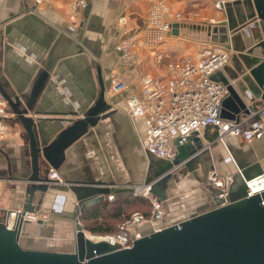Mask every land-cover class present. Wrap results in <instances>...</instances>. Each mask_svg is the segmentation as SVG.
Masks as SVG:
<instances>
[{
    "label": "crops",
    "instance_id": "1",
    "mask_svg": "<svg viewBox=\"0 0 264 264\" xmlns=\"http://www.w3.org/2000/svg\"><path fill=\"white\" fill-rule=\"evenodd\" d=\"M216 1L0 0V115H5L7 126L5 136L0 139L2 209L23 207L24 189L31 175L29 140L6 96L22 94L30 98L43 64L53 59L48 88L35 98L33 112L27 114L44 119L48 136L45 144L53 142L60 132L83 117L84 109L98 96L100 81L105 101L111 105L107 112L115 109L65 148L63 157L54 166L40 159V176L48 177L50 169H55L63 182L50 189L37 204V210L49 215L45 222L23 221L25 247L72 251L76 233L72 215L76 206L79 220V209L88 200L133 195L131 186L151 182L166 173L169 178L167 199L162 201L163 219L139 226L140 233L178 223L215 207L218 189L208 182L210 171L233 177L228 188L231 197L244 192L239 172L249 178L264 174V133L248 142L226 136L221 143L215 140L216 131L207 127L174 138L177 153L168 160L143 151L140 140L145 123L127 113V99L140 92L141 76L161 79L169 64L182 56L199 55L207 43L224 47L231 43L226 48L229 57L222 68L227 76L249 74L243 56L248 57L249 67L261 62L264 38L260 21L255 19L256 26L235 41L234 35L239 32L229 34L226 42L221 40L220 33L216 38L213 27L224 19L223 11L215 7ZM156 2L165 5L167 17L173 23H178L176 13L184 14L187 21L179 23L177 34L171 30L153 48L139 44L136 61L127 63L116 49L123 30L140 31L145 27L148 12ZM112 73L126 81L124 89L111 90ZM231 82L247 106L263 102L253 77L249 86L243 81L240 85H236V80ZM4 216L1 213L0 220Z\"/></svg>",
    "mask_w": 264,
    "mask_h": 264
},
{
    "label": "water",
    "instance_id": "2",
    "mask_svg": "<svg viewBox=\"0 0 264 264\" xmlns=\"http://www.w3.org/2000/svg\"><path fill=\"white\" fill-rule=\"evenodd\" d=\"M220 1L224 19L213 27L216 38L220 33L221 40L226 42L228 35L235 32L239 33L234 35V41L238 36L244 37L250 27L256 26L255 19L261 23L264 38V0ZM248 23L251 24L247 25ZM178 27L179 23H173L172 33L177 34ZM230 47L231 43L225 44V48ZM247 58L243 56V61L249 68L247 75L227 76L222 70L211 75L213 80L220 81L228 90L221 102L220 116L224 118L238 120L241 113L248 112L246 103L231 80H236V85L243 81L249 86L253 77L260 89V99L264 102V64L260 62L249 67ZM52 60L43 64L30 98L22 94L6 96L8 106L22 124L29 140L31 175L24 189L23 205L24 211L28 212L36 211L37 204L42 202L44 195L57 186L49 183L48 177L40 176V159L43 158L50 166H54L63 157L65 148L115 111L113 109L107 112L111 105L105 101L104 86L100 81L98 96L92 105L84 109L83 117L60 132L53 142L45 144L48 136L43 126L44 119L27 114L33 112L32 102L35 98L48 88L54 67ZM239 176L244 183L241 196L231 197L228 194V202L225 204H220L217 199L215 207L211 209L178 223L142 233L128 248L120 249L105 240H92L90 233L84 230L77 219L79 206L75 207L72 215L76 223L72 251L25 247L22 243V236L25 235L22 219L18 218L13 226H7L5 221L0 220V264H264V190L247 196L244 175L239 172ZM168 178L166 173L146 182L151 184V193L161 201L167 199ZM130 190L132 193V189ZM102 199L99 197L88 200L79 212Z\"/></svg>",
    "mask_w": 264,
    "mask_h": 264
},
{
    "label": "built area",
    "instance_id": "3",
    "mask_svg": "<svg viewBox=\"0 0 264 264\" xmlns=\"http://www.w3.org/2000/svg\"><path fill=\"white\" fill-rule=\"evenodd\" d=\"M221 8V1L215 3ZM178 23L186 22L187 17L175 14ZM172 21L167 17V9L161 2L154 3L149 12L147 25L140 31L128 28L123 30V37L116 45L125 62L134 63L137 59L136 47L141 44L153 48L163 42L167 33L172 30ZM229 57L228 50L220 44L207 43L197 56L186 55L169 64L163 78L143 75L140 78V92L131 94L127 99V113L131 117H139L145 123L144 135L140 145L146 153L162 159H173L176 148L173 139L201 132L207 127L216 131L215 140L224 143L226 136L239 137L248 142L264 133V102H253L247 106L248 112L238 120L220 116L221 102L227 95V87L220 81L213 80L211 75L222 70ZM264 64V54L261 58ZM111 90L120 91L127 83L117 73H112ZM264 84V82H263ZM5 115H0V139L6 134ZM49 183L63 182L55 169L48 173ZM209 184L218 189L217 199L220 204L227 203L228 188L233 177L210 171L207 175ZM246 195L264 190V174L245 179ZM151 184L143 183L131 186L135 196L148 198L151 211L148 216L135 211L118 226L117 232L93 240H105L118 248H128L134 239L140 237L139 226L153 224L163 219L162 201L150 191ZM108 200L114 199L108 195ZM3 221L13 226L18 218L31 223L45 222L48 214L39 210L24 211L23 207L2 209ZM159 229V228H158ZM157 230V229H153Z\"/></svg>",
    "mask_w": 264,
    "mask_h": 264
},
{
    "label": "trees",
    "instance_id": "4",
    "mask_svg": "<svg viewBox=\"0 0 264 264\" xmlns=\"http://www.w3.org/2000/svg\"><path fill=\"white\" fill-rule=\"evenodd\" d=\"M135 211L148 216L151 211L148 198L131 194L112 200L102 199L84 207L79 215V221L85 230L93 234H113L117 232L124 219Z\"/></svg>",
    "mask_w": 264,
    "mask_h": 264
},
{
    "label": "rangeland",
    "instance_id": "5",
    "mask_svg": "<svg viewBox=\"0 0 264 264\" xmlns=\"http://www.w3.org/2000/svg\"><path fill=\"white\" fill-rule=\"evenodd\" d=\"M184 15V14H183ZM136 196V195H135ZM138 197H144V196H138ZM85 230V229H84ZM85 231H87V232H89L90 233V237L92 238V237H101V236H105V235H97V234H93V233H91L90 231H88V230H85ZM93 240V239H92Z\"/></svg>",
    "mask_w": 264,
    "mask_h": 264
},
{
    "label": "bare ground",
    "instance_id": "6",
    "mask_svg": "<svg viewBox=\"0 0 264 264\" xmlns=\"http://www.w3.org/2000/svg\"><path fill=\"white\" fill-rule=\"evenodd\" d=\"M25 222H28V221H25ZM29 223H31V222H29ZM38 223V222H37ZM42 223V222H41Z\"/></svg>",
    "mask_w": 264,
    "mask_h": 264
}]
</instances>
